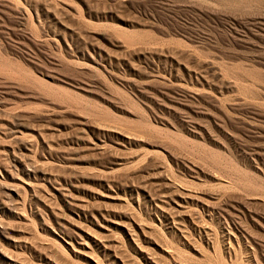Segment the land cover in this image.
<instances>
[{
	"label": "rangeland",
	"instance_id": "rangeland-1",
	"mask_svg": "<svg viewBox=\"0 0 264 264\" xmlns=\"http://www.w3.org/2000/svg\"><path fill=\"white\" fill-rule=\"evenodd\" d=\"M0 264H264V0H0Z\"/></svg>",
	"mask_w": 264,
	"mask_h": 264
}]
</instances>
